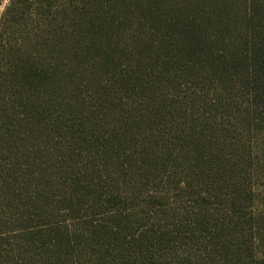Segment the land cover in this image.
<instances>
[{
    "label": "trees",
    "instance_id": "1",
    "mask_svg": "<svg viewBox=\"0 0 264 264\" xmlns=\"http://www.w3.org/2000/svg\"><path fill=\"white\" fill-rule=\"evenodd\" d=\"M264 0H16L0 22V264H264Z\"/></svg>",
    "mask_w": 264,
    "mask_h": 264
},
{
    "label": "rangeland",
    "instance_id": "2",
    "mask_svg": "<svg viewBox=\"0 0 264 264\" xmlns=\"http://www.w3.org/2000/svg\"><path fill=\"white\" fill-rule=\"evenodd\" d=\"M16 0H0V22L4 16L6 9ZM264 159V128L261 130L254 129V159ZM254 186L259 199L256 200L254 206V214H258L264 210V170L263 173L254 172ZM260 253L264 254V242L259 245Z\"/></svg>",
    "mask_w": 264,
    "mask_h": 264
}]
</instances>
